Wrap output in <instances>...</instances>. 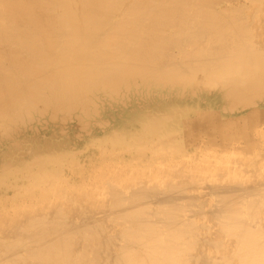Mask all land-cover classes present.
<instances>
[{
	"label": "bare ground",
	"instance_id": "6f19581e",
	"mask_svg": "<svg viewBox=\"0 0 264 264\" xmlns=\"http://www.w3.org/2000/svg\"><path fill=\"white\" fill-rule=\"evenodd\" d=\"M33 162L0 264H264V0H0V173Z\"/></svg>",
	"mask_w": 264,
	"mask_h": 264
},
{
	"label": "rangeland",
	"instance_id": "374dc122",
	"mask_svg": "<svg viewBox=\"0 0 264 264\" xmlns=\"http://www.w3.org/2000/svg\"><path fill=\"white\" fill-rule=\"evenodd\" d=\"M184 106V108H186V110L184 109V111L185 112H183V114L181 115V121L184 123V124H187V126L189 125V124H193V127H191L192 129L191 130H194V132L193 133H188V131H187V129H185V128H182V129H184V130H181V132H183V135L185 134V135H189L192 139L193 138H196V137H201V138H203V136L205 137V136H207V140H206V137L205 138H203L204 140H205V142L207 141V143H209V141L208 140H212L213 142L214 141H216L217 143H219L220 141V139H222V137H223V135L225 134L223 131H222V125L223 124H225V123H222V122H224L225 120L224 119H227L228 120V118H226V116H217V115H211V113H201V106L199 105V102L197 101L196 103L194 102V103H192L191 105H190V107H186L187 106V104H185V105H183ZM211 106H212V104H210L207 108L209 109V110H211ZM187 112V113H186ZM190 112V113H189ZM100 115L101 116H106V114L103 112V110H101L100 111ZM207 115V116H206ZM97 116V115H96ZM197 116V117H196ZM194 117V118H193ZM199 117V118H198ZM215 117H217V118H215ZM223 117V118H222ZM225 117V118H224ZM189 118H192V120H191V122L194 120V122L193 123H188V120H189ZM209 118H210V120H209ZM213 118H215V119H213ZM220 118H222L221 120H218V119H220ZM186 119H188V120H186ZM200 119V120H199ZM205 119V120H204ZM118 121H119V119H117ZM197 123H196V122ZM202 121V122H201ZM204 123V124H203ZM210 124V126H209V124ZM196 124V125H195ZM197 124H202L201 125V128L200 127H197ZM207 124V127H205V125ZM221 124V125H220ZM221 126V127H220ZM195 128V129H194ZM205 128V129H204ZM203 129V130H202ZM129 130V129H128ZM148 130V129H147ZM206 130V131H205ZM212 130H218L217 132H216V134L217 135H215V132L213 131V133H211V131ZM200 131V132H199ZM112 132H116V133H118V131H112ZM129 132V131H128ZM149 132H152V133H150V134H146L145 136L142 134V133H140L138 136H135V135H137L138 133H136L135 134V132H133V133H130L129 132V134H127V135H129V139L127 140V139H125V138H123V139H119V138H116V139H119V142H124L123 144H125V143H127L128 142V146L129 147H134L135 146V144H134V142H137L138 140H134V139H140V140H143L145 137H148V138H146V141L147 142H149L150 140H152V139H154L153 137H152V135H154V132L153 131H151V130H149ZM221 132V133H220ZM160 133H162V132H160ZM187 133V134H186ZM200 133V134H199ZM132 134H134L133 135V137H132ZM192 134V135H191ZM209 134H211L210 136H209ZM43 137H45V135L44 134H41ZM130 135H131V137H130ZM162 135H165V134H159L157 137H155V138H161V137H164V136H162ZM201 135V136H200ZM213 135V136H212ZM220 135V136H219ZM143 136V137H142ZM212 136V137H211ZM149 137H151V139L149 140ZM189 137V138H190ZM220 138V139H219ZM115 139V140H116ZM248 139H250V138H248ZM149 140V141H148ZM132 141V142H131ZM175 141V140H174ZM120 144H122V143H120ZM93 147V146H92ZM9 148V147H8ZM13 147H10L9 149H7V151H10L11 149H12ZM88 148H91L90 146L88 147ZM142 148H144V147H136V149L134 150V152H136V153H142V152H144L145 154H150V153H153L154 151H156L157 149H158V147H157V145H154V146H148L147 147V151L145 150V149H142ZM112 149L113 150H118L117 148H113L112 147ZM142 149V150H141ZM22 151V150H21ZM138 151V152H137ZM140 151H142V152H140ZM18 152H20V151H18ZM115 152H118V151H115ZM150 152V153H149ZM133 153V152H132ZM49 164H57V160L55 161V160H53V162L52 161H49L48 162ZM75 164V162H72V164H71V166H72V168H73V165ZM63 166V165H62ZM57 167H58V170L60 169V167H61V164H59V165H57L56 167H54L53 169H51V170H48L49 171V173H52V170H56L57 169ZM43 168V166L41 167V169ZM65 168H66V165H64V167L63 168H61L62 170H65ZM36 170H37V166H35L34 165V162L32 163V167H31V170L30 171H34V172H30V177L27 179L26 177L25 178H23V179H21V180H17V182H16V180H15V182L13 181V177H11L10 176V179L8 180L7 179V173L5 174V172H3V173H0V190H4V191H6L7 189H11L12 188V190H14L12 193H15V194H17V193H19V192H25L27 189L30 191V189L31 188H35L36 186H35V184H37V183H39L37 180H38V176L36 177ZM69 173H70V176H73V170H71L70 169V171H69ZM5 174V175H4ZM9 174V173H8ZM3 176H4V178H3ZM74 178V177H73ZM34 180H36L37 182H35ZM26 183H27V185H26ZM4 187V188H3ZM19 190V191H18ZM29 191H27V192H25V194H29L28 192ZM11 193V194H12ZM3 194H5V193H3ZM8 194V193H7ZM212 199V198H211ZM210 199V200H211ZM213 199H214V197H213Z\"/></svg>",
	"mask_w": 264,
	"mask_h": 264
}]
</instances>
